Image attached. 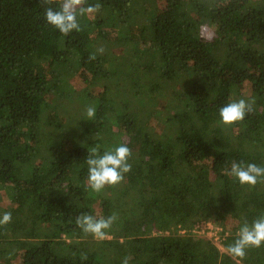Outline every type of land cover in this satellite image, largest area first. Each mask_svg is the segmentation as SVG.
<instances>
[{
	"label": "trees",
	"instance_id": "trees-1",
	"mask_svg": "<svg viewBox=\"0 0 264 264\" xmlns=\"http://www.w3.org/2000/svg\"><path fill=\"white\" fill-rule=\"evenodd\" d=\"M97 2L101 17H79L81 31L64 36L42 0H0V217L12 214L0 252L21 251L0 264H264V246L243 260L227 250L264 216V182L228 174L233 161L264 166V0ZM108 32L119 54L96 40ZM239 99L253 112L223 124L220 108ZM121 143L131 171L93 192L90 149ZM113 213L104 240L75 224ZM204 220L220 246L192 232Z\"/></svg>",
	"mask_w": 264,
	"mask_h": 264
},
{
	"label": "clouds",
	"instance_id": "clouds-1",
	"mask_svg": "<svg viewBox=\"0 0 264 264\" xmlns=\"http://www.w3.org/2000/svg\"><path fill=\"white\" fill-rule=\"evenodd\" d=\"M42 5L46 6L44 9L46 23L64 36H68L74 31H81L79 17L95 15L102 8L101 3L90 4L88 0H42ZM89 58L95 59V54ZM254 102V100L239 99L221 107L219 110L221 122L225 125L242 122L249 113L253 112ZM86 116L88 120L95 118V106L87 107ZM132 155V150L123 143L103 153L100 152L99 145L92 147L86 160L88 185L91 190L100 193L106 186L120 184L125 179V175L131 171L132 165L129 161ZM228 174L235 177L241 185L255 187L257 183L264 182V166L255 163L245 165L243 162L233 161ZM117 219L116 213L106 218L81 214L76 217L75 224L85 234H90L98 240H104L109 235L108 230ZM11 221V212H5L0 217V226H6ZM261 246H264V216L255 219L251 224L245 220L237 233V239L228 245L227 250L233 258L243 260L247 248H260ZM82 259H86V257H82ZM122 264H129L127 257L123 259Z\"/></svg>",
	"mask_w": 264,
	"mask_h": 264
},
{
	"label": "rangeland",
	"instance_id": "rangeland-1",
	"mask_svg": "<svg viewBox=\"0 0 264 264\" xmlns=\"http://www.w3.org/2000/svg\"><path fill=\"white\" fill-rule=\"evenodd\" d=\"M92 19H98L99 17H101V13H97L95 15H89ZM137 32V36L138 34H140V31L136 30ZM106 39L104 38H96V40H98L99 42H103L106 45V49L111 52V53H116L119 54L122 50V45L116 43L115 38L116 35L114 32H108L105 36ZM38 65H46V62H42V61H38ZM75 85L78 89H85L88 87V80L86 78V74H84L83 72L75 79ZM247 88V87H246ZM99 87L94 88V93L99 92ZM245 92L248 93L249 89H245ZM6 197L5 196H1L0 195V203L4 204L6 203ZM228 224L229 227L231 228L230 230H232L235 227V222L232 220V218L228 219ZM19 252L16 249V247L14 245H10L7 247H4L3 250H1L0 252V262H16V260L19 258Z\"/></svg>",
	"mask_w": 264,
	"mask_h": 264
},
{
	"label": "built area",
	"instance_id": "built-area-1",
	"mask_svg": "<svg viewBox=\"0 0 264 264\" xmlns=\"http://www.w3.org/2000/svg\"><path fill=\"white\" fill-rule=\"evenodd\" d=\"M186 229L180 228L179 234H185ZM220 228L214 225V223L210 220H204L201 222H198L195 227L193 228L192 232L195 235L209 237L213 239V241L220 246V235H219Z\"/></svg>",
	"mask_w": 264,
	"mask_h": 264
}]
</instances>
